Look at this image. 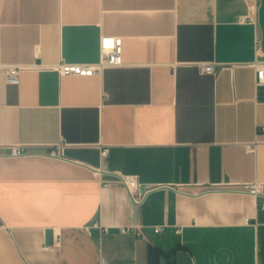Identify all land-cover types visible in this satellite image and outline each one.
Masks as SVG:
<instances>
[{
    "label": "crops",
    "instance_id": "1",
    "mask_svg": "<svg viewBox=\"0 0 264 264\" xmlns=\"http://www.w3.org/2000/svg\"><path fill=\"white\" fill-rule=\"evenodd\" d=\"M103 36L123 65L50 69L98 62ZM256 36L264 0H0L2 64L23 67L0 68V264H264Z\"/></svg>",
    "mask_w": 264,
    "mask_h": 264
},
{
    "label": "built area",
    "instance_id": "2",
    "mask_svg": "<svg viewBox=\"0 0 264 264\" xmlns=\"http://www.w3.org/2000/svg\"><path fill=\"white\" fill-rule=\"evenodd\" d=\"M248 21V18H241V22ZM100 55L99 60L96 63H66L59 62L54 66H50V69L58 71L62 76H78V77H90L96 74H100L105 68L118 67L123 65V47L122 38L117 36H103L100 38L99 43ZM255 53L254 60L248 63L249 66L255 69V86L264 85V49L258 46V37L255 38ZM38 67V66H37ZM198 71L201 74L214 75L216 74L215 66L211 63H198L196 64ZM0 68L5 72L6 82L10 85H17L19 83L20 72L23 69L21 66H4L1 61L0 51ZM264 131V128H262ZM64 142H59L56 148L50 152L54 157H62L63 149L65 147ZM256 144L248 147L250 152H254ZM24 154L23 146L11 147L10 155L19 156ZM108 154V148L102 147L100 149V155L105 157ZM124 184L133 199L134 202L139 203L141 201L139 194V185L137 178L133 175L122 176ZM238 190L247 192L252 195H258L262 193V184L258 182L246 183ZM96 225V224H95ZM89 227H86L88 229ZM160 226L154 228V232H159ZM179 232V230H177ZM101 264H106L102 258Z\"/></svg>",
    "mask_w": 264,
    "mask_h": 264
}]
</instances>
